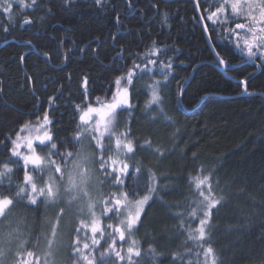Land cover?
Returning a JSON list of instances; mask_svg holds the SVG:
<instances>
[{
    "label": "trees",
    "instance_id": "trees-1",
    "mask_svg": "<svg viewBox=\"0 0 264 264\" xmlns=\"http://www.w3.org/2000/svg\"><path fill=\"white\" fill-rule=\"evenodd\" d=\"M152 2L137 0L133 10L127 8L124 0H104L100 7L94 0H72L69 8L62 7L63 0H55L50 5V15L39 13L45 16L43 22L31 14L37 21L31 27H20L21 13L13 9L14 23L9 32L0 30V140L12 136L25 123H35L37 117L48 112L51 133L58 143L65 141L74 135L78 124L77 105L97 106L96 98L110 97L115 78L123 74L126 64L131 66L134 54L142 56L153 42L167 46L175 57L176 78L163 90V107L173 125L164 127L163 122L151 124L149 119L141 118L148 99L145 85L151 83L148 75L135 81L130 96L131 116L125 114L134 139L142 141L148 137L154 147L166 153L165 158L157 159L137 151L135 160L129 161L130 164L139 162L160 178L167 177L162 180V191L145 208L142 226L133 238L144 251H148L149 245L156 250L154 264H172L173 255L181 257L177 264H200L201 249L186 234H181V219L177 214L187 217L192 202L197 199L191 181L197 176V170L204 168L208 170L204 175L215 173L212 179L219 187L215 183L213 187L225 201L223 207L214 210L212 217L211 243L215 251L222 254L220 259L224 264H262L264 68L247 62L221 38L220 28L209 25L207 31L212 45L216 52L224 53L227 61L223 73L208 44L193 0H164L155 10L150 7ZM117 11L121 15L120 24L115 21ZM0 23L8 21L0 17ZM112 34H116L119 43H113ZM119 48L124 51V59L117 62L114 57ZM46 51L53 57L47 61L43 56ZM64 53L69 56L67 61ZM21 55H25L24 61L20 60ZM84 77L88 79L87 95L81 87ZM242 79L249 81L251 96L243 95L239 83ZM181 84L184 86L182 97L179 95ZM50 97H55L51 103ZM66 150L75 149L69 144L61 148ZM87 150L95 159L96 153L90 147ZM7 159L8 153L0 143V160ZM11 166L16 178L22 179L23 171L16 165ZM89 166L92 170L89 191L97 199L107 194L111 185L105 182L101 186L103 177L97 171L98 165L90 162ZM128 183L131 191L134 181L130 179ZM140 190H143L142 182ZM13 216L23 217L25 213L17 210ZM44 219L43 209L26 214L30 250L35 237L40 235L37 229ZM108 222L105 220V224ZM73 225L71 217L66 216L61 224L65 242ZM15 251L13 243L4 264H14ZM43 251L41 241L36 253ZM67 253V249H60L58 264H72ZM141 264H153L151 257L142 259Z\"/></svg>",
    "mask_w": 264,
    "mask_h": 264
},
{
    "label": "snow or ice",
    "instance_id": "snow-or-ice-1",
    "mask_svg": "<svg viewBox=\"0 0 264 264\" xmlns=\"http://www.w3.org/2000/svg\"><path fill=\"white\" fill-rule=\"evenodd\" d=\"M163 2L153 0L150 7L158 9ZM53 3L55 0H0V17L8 21L0 23V30L9 32L10 25L14 23L13 9L21 13L20 27H31L37 23L31 14H36L38 21L43 22L45 16L39 13L50 15ZM71 3L72 0H63L62 7L69 8ZM94 3L100 7L104 0H94ZM136 3L137 0H124L129 9L136 10ZM193 3L205 31L209 25L220 28L221 38L238 50L247 62L264 68V0H204L203 3L193 0ZM115 21L121 23L119 11ZM111 39L114 44L119 43L116 34H112ZM60 43L63 45V41ZM214 55L218 65H227L224 53L215 52ZM43 56L45 61L53 58L50 51L44 52ZM63 56L65 61L69 59L66 53ZM123 59V49H116L114 60L119 62ZM20 60L24 61L25 55H21ZM175 71V57L171 50L153 42L142 56L134 54L130 67L125 65L123 74L113 82L110 97L103 100L97 97V106H76L78 124L74 135L65 141L58 143L51 133L48 112L37 117L35 123H25L12 136L0 140L8 153L7 160H0V264H4L13 243L16 244L14 264H58V252L62 248L68 250L72 264H141L142 259L148 257L154 264L156 250L149 245L148 251H144L133 237L142 226L145 208L150 206V201L154 202L155 194L162 191V180L167 177L160 178L139 162L130 164L129 161L135 160L137 151L147 152L157 159L165 158L166 153L154 147L148 137L142 141L134 139L125 114L131 116L133 105L130 96L135 81L148 75L151 83L145 85L148 99L144 106L145 115L141 118L149 119L151 124L163 122L164 127L172 126L171 118L164 111L163 90L175 80ZM157 75L159 78H154ZM239 83L243 95L251 96L249 81L242 79ZM87 85V77L82 78L81 87L85 95ZM183 94L184 86L181 84L179 95L182 97ZM54 99L50 97L49 102ZM153 112L156 113L154 116L151 115ZM69 144L75 150L61 151ZM88 147L96 153L95 159L88 154ZM195 160L194 157L193 162ZM90 162L98 165L97 171L103 177L101 186L105 182L111 185L109 192L97 199L89 191L92 177ZM11 165L23 171L22 179L16 178ZM197 171V176L191 181L197 199L192 202L186 218L183 213L177 214L181 219V234H186L188 240L201 249L203 259L200 264H224L220 259L222 254H218L211 243V232L214 210L223 207L225 201L222 194L218 197L213 187L214 183L219 187L218 182L212 179L215 173L204 175L208 171L204 168ZM130 179L134 181L131 191L128 190ZM41 209L45 219L37 229L40 235L35 237L30 250L27 247L30 240L26 237V214L40 212ZM17 210H22L25 216L14 217ZM50 211L54 214L49 215ZM66 216L74 222L67 242L61 229ZM105 220L110 222L105 224ZM41 241L44 251L37 255L36 249L40 248ZM171 259L172 264H177L181 257L173 255Z\"/></svg>",
    "mask_w": 264,
    "mask_h": 264
},
{
    "label": "water",
    "instance_id": "water-1",
    "mask_svg": "<svg viewBox=\"0 0 264 264\" xmlns=\"http://www.w3.org/2000/svg\"><path fill=\"white\" fill-rule=\"evenodd\" d=\"M197 14H198V16H199V12L197 11ZM200 23H201V25H202V27H203V22H201L200 21ZM203 29H204V27H203ZM204 32H205V34H206V37H207V41H208V44H209V46H210V48L212 49V51H213V53H215L216 51H215V49H214V47H213V45H212V42H211V40H210V37H209V33H208V31H205V29H204ZM217 60V59H216ZM222 67V72L224 73L225 72V66H221ZM244 96H248V95H244ZM262 96V95H261ZM264 97V96H263Z\"/></svg>",
    "mask_w": 264,
    "mask_h": 264
},
{
    "label": "rangeland",
    "instance_id": "rangeland-1",
    "mask_svg": "<svg viewBox=\"0 0 264 264\" xmlns=\"http://www.w3.org/2000/svg\"><path fill=\"white\" fill-rule=\"evenodd\" d=\"M32 134H33V135H35L36 133H35V132H33Z\"/></svg>",
    "mask_w": 264,
    "mask_h": 264
}]
</instances>
